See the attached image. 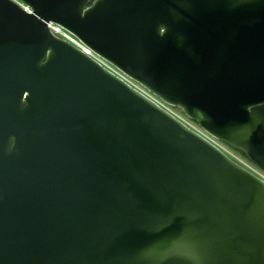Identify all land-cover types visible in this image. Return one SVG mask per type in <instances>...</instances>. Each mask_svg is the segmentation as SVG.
I'll use <instances>...</instances> for the list:
<instances>
[{
    "label": "water",
    "instance_id": "1",
    "mask_svg": "<svg viewBox=\"0 0 264 264\" xmlns=\"http://www.w3.org/2000/svg\"><path fill=\"white\" fill-rule=\"evenodd\" d=\"M0 0V264H264V0Z\"/></svg>",
    "mask_w": 264,
    "mask_h": 264
},
{
    "label": "built area",
    "instance_id": "2",
    "mask_svg": "<svg viewBox=\"0 0 264 264\" xmlns=\"http://www.w3.org/2000/svg\"><path fill=\"white\" fill-rule=\"evenodd\" d=\"M14 2H16L20 7H22L26 12H31V9L28 5L18 1V0H13ZM49 29L58 37L63 38L67 41H69L70 43H72L73 45H75L76 47H78L79 49H81L84 53H86L87 55L91 56L92 58H94L95 60H97L98 62H100L101 64H103L107 69H109L110 71H112L113 73H115L117 76L121 77L122 79H124L127 83H129L131 86H133L134 88H136L137 90H139L140 92H142L143 94H145L147 97H149L150 99H152L153 101H155L156 103H158L161 107H163L164 109H166L167 111H169L171 114H173L175 117H177L179 120H181L183 123H185L188 127H190L191 129H193L194 131L198 132L200 135H202L203 137H205L206 139H208L210 142H212L214 145H216L218 148H220L223 152H225L229 157H231L232 159H234L237 163H239L240 165H242L243 167H245L246 169H248L249 171H251L252 173H254L256 176H258L259 178H261L264 181V171L261 170L260 168L256 167L254 164H252L251 162H249L247 159H245L244 157L241 158V156H237L232 150L231 148H229L228 146V150L226 149V145L223 144L222 142L216 140L215 138L211 137L209 134H207L205 131H203L201 128L195 127L190 123V119L186 118L182 112L179 110V114H178V109L173 108L167 104H165L164 102H162L161 100H159L157 97H155L154 95H152L151 93H149L148 91H146L144 88H142L139 84H137L136 82L132 81L131 79H129L127 76H125L124 74H122L120 71H118L117 69H115L114 67H112L110 64H108L107 62H105L104 60H102L101 58H99L97 55H95L90 49H88L87 47H85L80 41H78L73 35H71L69 32H67L66 30H64L61 26L54 24V23H49ZM193 122V121H192ZM225 146H223V145Z\"/></svg>",
    "mask_w": 264,
    "mask_h": 264
},
{
    "label": "rangeland",
    "instance_id": "3",
    "mask_svg": "<svg viewBox=\"0 0 264 264\" xmlns=\"http://www.w3.org/2000/svg\"><path fill=\"white\" fill-rule=\"evenodd\" d=\"M178 112V114H179V110L177 111ZM190 123L193 125V126H195V127H198V128H200L196 123H194V122H192V121H190ZM223 145V144H222ZM223 146H225V145H223ZM226 147V149L228 150V147L227 146H225ZM232 150V149H231ZM237 156H241V158H243L244 156L242 155V154H240L239 152H237V151H234V150H232ZM245 158V157H244ZM246 159V158H245Z\"/></svg>",
    "mask_w": 264,
    "mask_h": 264
}]
</instances>
